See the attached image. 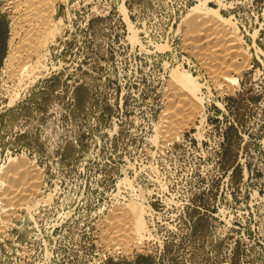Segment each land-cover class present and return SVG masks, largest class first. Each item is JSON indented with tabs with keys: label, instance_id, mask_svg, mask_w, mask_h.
I'll return each instance as SVG.
<instances>
[{
	"label": "rangeland",
	"instance_id": "374dc122",
	"mask_svg": "<svg viewBox=\"0 0 264 264\" xmlns=\"http://www.w3.org/2000/svg\"><path fill=\"white\" fill-rule=\"evenodd\" d=\"M64 1L44 69L18 83L15 0H0V181L23 163L38 191L29 211L0 200V264H264V0ZM206 10L245 54L235 82L188 47ZM174 74L199 104L168 136ZM123 205L144 211L141 243L109 228Z\"/></svg>",
	"mask_w": 264,
	"mask_h": 264
},
{
	"label": "bare ground",
	"instance_id": "6f19581e",
	"mask_svg": "<svg viewBox=\"0 0 264 264\" xmlns=\"http://www.w3.org/2000/svg\"><path fill=\"white\" fill-rule=\"evenodd\" d=\"M55 1L57 0H15V3L13 2L15 4L14 12L16 13L11 36L14 48L5 66V71L10 75V79L15 78L17 82L19 81L18 83H20L21 81L29 80L35 71L41 68L44 69L39 62L45 57L44 49L47 43L58 34V27L60 25H58L53 18L55 13L53 3ZM202 8L205 7L203 6ZM214 13L215 12L206 10L195 16L193 24L190 28H187L188 30L185 35L190 39L194 38L195 35L200 37H196L198 40L193 39L191 41L188 38L190 42L188 41L187 44H189V49L194 52L195 56L199 59L200 64L204 66L203 69H205L211 81L214 80L216 82L219 80L225 81V83L235 82V80L228 75V71L231 69L233 71L237 70L236 65L238 61L236 64L234 62L235 60H242L241 62L245 63V54L239 49L238 39L235 38L232 31L229 32L226 28L227 23ZM173 81L176 86L173 87L172 91L170 90L172 94L169 96L175 99V108L170 112V117L167 118L169 121L165 122V125L161 127L163 134L168 136L170 134L172 136L175 131L179 129L178 127H181L180 125L182 123H188V119L192 121L191 118L197 117L195 115L197 114L196 108H198V101L195 100L197 96V84L187 75L180 76L174 74ZM166 117L164 119H166ZM168 136L167 138H169ZM21 164L13 168L11 167L12 170L9 172L10 174L8 173L4 176L5 183L0 181V186H3V189L6 188L4 190L5 192L1 190V192H3L0 195V200L6 202L7 206L4 210L2 209L3 206H0V209L1 211H5L7 215L10 210L12 211L19 208H26V210H28V204L36 199L35 193L38 192L36 185L37 176L33 173L35 170H31L26 164ZM2 179L0 178V180ZM126 206H121L116 209L120 210V212L116 214L119 218L116 220L117 217H115L114 220L116 222L115 225H113L114 227H109L110 229L116 230L115 232H119V234H117V238L120 237L119 244H124V246L129 242L137 241L140 237H143L140 236V234H144L143 232L140 233L142 231L140 227L141 224H139L141 221L139 220V223H137L138 219L142 217H140V209L142 208L138 206V209H136L135 205L134 211H136L134 212L132 211L133 208L131 209L133 206ZM124 210H131L134 215L129 213V215H126L127 212L124 214ZM141 212L144 213V211ZM141 223L144 225L143 221ZM113 231L110 230L111 233ZM115 232L112 233L113 236L116 234Z\"/></svg>",
	"mask_w": 264,
	"mask_h": 264
},
{
	"label": "built area",
	"instance_id": "2783aa9c",
	"mask_svg": "<svg viewBox=\"0 0 264 264\" xmlns=\"http://www.w3.org/2000/svg\"><path fill=\"white\" fill-rule=\"evenodd\" d=\"M34 211H35V209L33 211H31V213L29 215L27 214V216L32 217V214H33ZM147 226H148V224H147ZM148 232H149V229H148ZM149 235H150V233H149ZM148 236H146L145 238H147ZM145 238H143V239H145ZM138 243H141V242H138ZM104 248L107 249L108 253L111 254V255L120 254V251L123 252V249L121 247H119V246H116V245L108 244Z\"/></svg>",
	"mask_w": 264,
	"mask_h": 264
}]
</instances>
